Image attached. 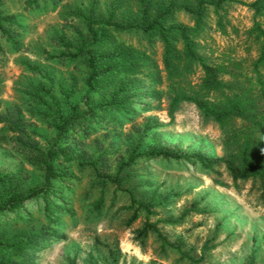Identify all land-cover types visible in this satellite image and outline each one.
I'll list each match as a JSON object with an SVG mask.
<instances>
[{"label": "rangeland", "instance_id": "obj_1", "mask_svg": "<svg viewBox=\"0 0 264 264\" xmlns=\"http://www.w3.org/2000/svg\"><path fill=\"white\" fill-rule=\"evenodd\" d=\"M148 1L150 22L174 7L162 19L165 27H186L196 54L208 64L225 67L242 61L252 71L263 44L253 28L256 21L264 28V12L255 16L241 2L255 0L228 1L219 13L211 4L216 0H208L199 25L197 0ZM115 6V0H0V12L14 21L13 40L0 34V113L18 106L42 149L57 138L55 120L88 114L86 100L92 107L106 104L113 90L131 81L133 90L141 91L132 96L131 111H107L88 133L78 132L76 141H66L61 149L72 154L67 162L56 163L66 179L51 188L56 192L47 196L51 205L39 197L0 216V232L13 236L50 224L53 236L35 252L33 264H111L110 249L119 253V264H245L253 253L256 264H264L261 191L251 181L235 185L224 166L219 167L220 175L204 169L199 159L223 158V138L219 127L205 122L195 105L182 104L171 120L169 92L175 80L164 64L161 36L143 30L140 1L119 0L113 21L123 30L93 24L99 41L93 46L88 21L106 23ZM171 39L182 69L183 41ZM101 45L110 53L119 48L131 52L140 57L141 65L129 72L119 68L113 81L102 80V86L88 95L89 61ZM25 63L39 68L45 78L30 72ZM259 69L264 74V64ZM152 74L159 75L158 84L149 79ZM185 74L191 86L204 77L196 64ZM40 86L52 89L58 115L50 110L49 106L56 108L48 97L33 102L31 93ZM67 97L75 109L67 105ZM15 138L0 124V175L21 181L25 189L43 187L45 173L18 153ZM134 152H173L184 158H142L119 173L121 163ZM139 203L155 208L147 214ZM185 211L189 212L183 217ZM148 224L157 232L150 228L143 235Z\"/></svg>", "mask_w": 264, "mask_h": 264}, {"label": "trees", "instance_id": "obj_2", "mask_svg": "<svg viewBox=\"0 0 264 264\" xmlns=\"http://www.w3.org/2000/svg\"><path fill=\"white\" fill-rule=\"evenodd\" d=\"M142 17L145 20L143 30L145 32H158L164 43L165 59L164 64L173 78L171 91L169 92V109L168 113L171 120H174L176 113L184 103H190L196 106L200 116L205 122L215 123L222 134V149L224 156L222 159H199L205 170L212 174L220 175L219 167L224 166L236 185L239 182L251 181L253 185L258 186L264 198V74L259 67L264 64V28L257 21L253 31L263 40L262 50L258 60L254 63L252 71L243 66L242 61H235L225 67H214L206 62L205 59L198 57L194 50V44L191 40L189 31L181 25H171L166 28L163 18L172 14L174 7L166 9L163 15H159L153 22L148 20L149 1L139 0ZM231 0H216L211 3L215 6L216 12H220L226 2ZM208 0H197V11L195 13L196 23L199 25L205 13V5ZM115 8L111 10L109 20L88 21L87 27L89 33L93 36V46L97 47L98 39L93 29V24L114 27L119 30L125 29L121 24L113 21L114 13L119 7V0H115ZM255 12V16H260L264 12V0H255L252 3L241 2ZM7 23V25L4 24ZM14 21L11 17L4 16L0 12V34L7 40H13L11 27ZM173 37H180L184 44L185 63L182 69L178 68L181 58L176 52L175 45L172 43ZM15 48H19L17 43L13 42ZM21 48V47H20ZM19 48V49H20ZM83 50L79 51L81 53ZM140 57H135L131 52L122 48L117 49L114 53L107 52L104 45L97 50V55L90 59L89 65L91 74L86 81L88 95L99 89L100 82L113 81V77L119 75V68L123 72L134 71L141 65ZM145 59H143L144 62ZM108 61V62H107ZM101 62L111 63V67L102 65ZM116 64V65H114ZM199 65L202 68L204 77L198 85H189L186 83L185 72L193 65ZM30 72L44 77L42 71L25 63ZM149 79L153 84L160 82L158 74L150 75ZM135 83H122L117 89L111 92L109 101L106 104L90 106L88 101L85 104L88 108V114L79 119L73 115L70 120L63 121L62 118L55 120L53 126L57 131V138L48 149H42L37 141L38 135L28 130L22 110L18 106L7 107L3 113H0V124L8 126V130L16 135L13 140L14 146L24 160L34 169L45 173V183L43 187H29L25 189L21 186V181H16L12 177H2L0 175V216L10 212L23 209L29 202L39 197H45L48 201V194L55 195L54 184L65 182L66 176L62 169H56V163L67 162L72 154L70 150H62L65 142L76 141L78 132H89L92 124L98 120H103L107 111H129L133 100V95L139 94V90H133ZM161 96L157 93L155 96ZM43 97H48L55 109L50 110L56 115L60 111L58 104L52 97V89L44 87L34 88L31 93L33 102L37 103ZM156 100H160V97ZM38 104V103H37ZM67 105L75 109L69 103ZM1 108V101H0ZM132 110V109H131ZM130 110V111H131ZM163 157L166 159H181L173 152H160L137 154L132 153L129 159L121 163L119 173L122 170L131 167L142 158L153 159ZM217 185L224 186V183L216 181ZM49 206L51 201H48ZM139 208H143L147 214L151 212L155 205H144L139 203ZM189 211H185L183 217ZM137 218L135 213L131 222ZM52 221L49 217V222ZM173 223V221H169ZM48 224L44 229L34 226L29 230L9 236L7 230L0 232V264H33L35 252L42 247L44 241H49L52 236L51 225ZM152 228L157 232L156 226L146 225L142 231L146 235ZM111 264H119L120 255L116 250L110 249ZM245 264H256L254 253L247 257Z\"/></svg>", "mask_w": 264, "mask_h": 264}]
</instances>
